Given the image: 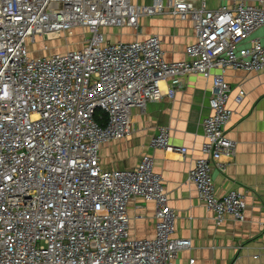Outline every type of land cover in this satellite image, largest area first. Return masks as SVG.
I'll use <instances>...</instances> for the list:
<instances>
[{
	"label": "built area",
	"instance_id": "1",
	"mask_svg": "<svg viewBox=\"0 0 264 264\" xmlns=\"http://www.w3.org/2000/svg\"><path fill=\"white\" fill-rule=\"evenodd\" d=\"M254 1L211 9L205 0H0V264H175L191 240L174 236L178 215L151 155L107 170L99 151L132 133L133 108L173 98L190 73L211 86L201 155L186 181L218 225L244 219V194L217 196L211 171H224L222 157L235 154L226 71H264V44L250 38L264 5ZM161 14L192 24L183 59L167 60L156 34L110 42L103 32L137 31L142 17ZM76 27L87 31L81 48L52 49L54 37ZM243 97L239 89L235 101ZM149 145L187 151L171 143L167 126ZM137 197L154 204L151 237L130 234L127 206Z\"/></svg>",
	"mask_w": 264,
	"mask_h": 264
},
{
	"label": "crops",
	"instance_id": "2",
	"mask_svg": "<svg viewBox=\"0 0 264 264\" xmlns=\"http://www.w3.org/2000/svg\"><path fill=\"white\" fill-rule=\"evenodd\" d=\"M153 1L131 0L135 4H151ZM205 1L211 9L223 5L230 7L237 2ZM103 32L110 42L132 41L156 34L169 61L183 59L185 47L194 40L191 22L168 14L142 17L137 31L123 26L107 27ZM251 37H258L264 44V24ZM243 44L248 45V41ZM226 79L230 85L228 104L232 116L225 130L235 142V154L231 158L223 156L225 170L213 167L211 175L217 196L230 190L244 194L246 209L242 221L226 219L218 225L213 213L199 200L195 187L186 181L190 166L201 155L202 120L210 113L211 80L200 74L183 75L180 84L175 86L173 98L165 95L160 100L148 102L142 110L133 108L132 133L123 139L104 143L99 151L101 166L107 170L135 167L142 154L151 155L154 170L162 176L169 204L178 215L174 236L191 240V246L179 252L175 264H189L191 258L193 264L264 263V71L228 69ZM163 88H167L165 82ZM239 89L244 91V97L237 103L235 97ZM160 126L169 128L173 145L185 147L187 151L151 148L149 140ZM127 213L132 237L144 238L154 234L152 202L134 198L128 203Z\"/></svg>",
	"mask_w": 264,
	"mask_h": 264
},
{
	"label": "rangeland",
	"instance_id": "3",
	"mask_svg": "<svg viewBox=\"0 0 264 264\" xmlns=\"http://www.w3.org/2000/svg\"><path fill=\"white\" fill-rule=\"evenodd\" d=\"M117 28V27H113ZM87 31L81 28H74L71 32H64L56 37H54L51 42L52 49H60L62 51L69 48H81L83 46V41L86 36ZM38 44H33V48H36ZM57 47V48H56Z\"/></svg>",
	"mask_w": 264,
	"mask_h": 264
}]
</instances>
